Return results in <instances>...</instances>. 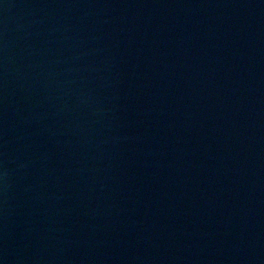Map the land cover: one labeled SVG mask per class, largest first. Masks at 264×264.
<instances>
[{"label":"water","instance_id":"obj_1","mask_svg":"<svg viewBox=\"0 0 264 264\" xmlns=\"http://www.w3.org/2000/svg\"><path fill=\"white\" fill-rule=\"evenodd\" d=\"M0 264H264V0H0Z\"/></svg>","mask_w":264,"mask_h":264}]
</instances>
